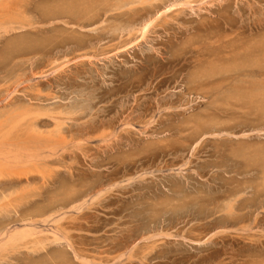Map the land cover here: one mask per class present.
I'll list each match as a JSON object with an SVG mask.
<instances>
[{
    "label": "rangeland",
    "instance_id": "374dc122",
    "mask_svg": "<svg viewBox=\"0 0 264 264\" xmlns=\"http://www.w3.org/2000/svg\"><path fill=\"white\" fill-rule=\"evenodd\" d=\"M52 1L58 3L60 0ZM183 1L187 0L155 2L163 5V11L170 8L166 12V24L171 29L165 32L157 25L144 40L140 37L141 28L138 27L141 25L140 16H135L131 25L128 20L133 13L127 9L105 15L103 9H100V17L88 18L81 22L82 26L77 23L68 25L65 24V19H60L52 23L36 24L38 29L34 31L31 30L33 28L19 29L0 36L1 112L5 111L4 103L9 98H18L25 104L34 100L35 105L48 109L64 107L60 109L63 112L67 107L77 109L79 112L74 115L81 118L80 121H68L74 123L76 128L83 123L100 128L89 135L88 142L87 139L77 140L84 151L76 146L75 141L69 143L71 145L67 154L71 155L65 161V171L68 170L66 176L70 178L71 171L78 167V173H74L83 176L80 190L85 192L87 201L82 212L77 209L75 211L74 208L67 209L66 218L60 222L70 227L78 226L72 236L76 244H84L88 248L89 260L93 264L100 261L102 264H249L251 260L250 264L254 260L258 264H264V190H260L258 194V207L238 211L234 219L223 208L227 201L222 198L225 197L227 188H235L232 186H239L236 188L247 191L243 192V197L250 195L251 186L258 184V188L262 187L264 116L258 113V121L246 123V111L237 110L231 117L220 120L221 125H224L218 127H226L227 130L205 133L206 136L192 142L193 125L199 119L210 117L207 115L216 105L218 92L207 84H200L199 89L192 93L187 88L189 79L197 71L194 63L197 57L192 51L200 45L204 49L212 48L210 43L214 40L211 39H216L217 35L236 32L242 33L245 40L254 41L256 36L253 33L258 29V47L264 46V0H191L194 4H190V7ZM172 5L174 6L171 8ZM140 7H145L146 10L152 8L148 3L137 8ZM219 14L232 22L231 27L228 25L222 28L226 32L219 30L216 23L212 22ZM172 15L175 17L171 18ZM199 22H202L201 30L190 33L186 31L190 27L198 28ZM116 26L120 30H116ZM129 32H133V36ZM22 39L34 41L30 42L33 46L29 49L30 52L28 50L22 54L12 49L13 44L20 43ZM168 48L178 58L174 70L169 66L174 57L171 52L164 50ZM155 68L158 76L154 79L150 76ZM135 69L138 74L144 75L145 83L141 89H130L127 86ZM160 81L161 87L154 90ZM198 83L201 82H196V86ZM149 87L150 90H147ZM8 94L11 96L8 97ZM137 95L143 96L140 100L144 103L143 106H137ZM159 101L161 104H158ZM170 105H173L174 110H167ZM148 106V111L144 112ZM179 107H183L182 110ZM175 108L180 109L177 111L179 114L172 115L171 119L164 118L160 125L155 123L157 119L175 111ZM129 115L135 117L130 121L131 125L127 124ZM2 119L3 117L0 118ZM121 120L125 121L122 123ZM108 124H113V128ZM111 129L116 130L115 135L121 133V137L101 140V133ZM84 143L86 144L83 145ZM241 147L246 148L240 150ZM254 150H258V168L246 164L249 163L250 155H255ZM234 151L246 152L247 160H239L245 162L244 165H236L232 159ZM57 165V168L50 167L49 172L64 170L62 165ZM68 165L73 166L72 169ZM68 168L71 169L70 172ZM237 168L241 174L234 172ZM231 177H235L234 180H229ZM69 181L72 183L71 179ZM237 181L241 186L235 184ZM40 185L41 182L33 184L28 191L33 194L46 191ZM99 189H103L104 196L98 194L99 198L96 194L93 200L94 191ZM89 201L93 203L90 204ZM255 217H258L257 226L253 224ZM241 219V223L235 224ZM249 223L252 225L246 233L238 230ZM39 226L48 231L45 233L51 237L56 225L50 223ZM161 232L165 235H160V238L157 234ZM247 234L258 239V248L246 241ZM154 235V240L158 243L154 244L153 238L150 242L154 245L164 242L160 248L152 246L149 241L148 245L152 247L146 246L145 238ZM122 242L124 246L120 245ZM137 243L139 246L131 255V249ZM47 244L53 243L50 241ZM47 248L62 251L67 257L66 264L84 263L76 259L73 249L65 243H55ZM41 255H45L43 250L33 254L36 260L41 259ZM14 259L12 256L11 260L8 259L9 263L5 259L2 261L3 264H10V261L11 264H16ZM245 261L247 262L244 263Z\"/></svg>",
    "mask_w": 264,
    "mask_h": 264
},
{
    "label": "bare ground",
    "instance_id": "6f19581e",
    "mask_svg": "<svg viewBox=\"0 0 264 264\" xmlns=\"http://www.w3.org/2000/svg\"><path fill=\"white\" fill-rule=\"evenodd\" d=\"M158 1H161V3L163 2V0H88L86 2H79L75 0H60L58 3H55L52 0H0V36H2V34L5 35L15 30H19V29L28 30V28L30 29L33 28L31 30L34 31V29L35 30L38 29L36 24L47 23V22L52 23L60 19L62 20L65 19L64 20L65 24H68V25L71 23H77L80 26H82V23H81L82 21L88 20V18H91L93 16L100 17L101 16L99 12L100 9H103V11L105 12L103 15L107 13L110 14V12H116V11L120 12V10L122 12V11H125V9H127L130 13L131 12L133 13L131 16V19L128 20L130 24L134 22L133 18L135 16L137 15L140 16V21H141L140 23L142 26L141 25L138 26L141 28L140 29L141 35L140 34L139 35L144 40V39H147V36L151 33L152 29L158 27L157 25H159V27L165 30V32L170 31L168 30L170 27H168L166 24L168 22L166 20L168 18V15L166 14V12L170 10V8L168 7L167 10L163 11L161 9L163 5L155 4V2H158ZM183 2L185 3V5L187 6L189 5V7H190V4H192L191 0L189 1L187 0ZM183 2L182 4H184ZM147 3L150 4V6H152L150 10H146L145 7L137 8L138 6L140 5L144 6V4H147ZM173 6L174 5L170 7L172 8ZM175 6H177V4ZM31 15H34V16H31ZM173 16L175 17V15H172L171 18H173ZM173 20L171 22H174ZM101 22H103L104 24V21H101ZM212 22L216 23L217 28L219 30H223L222 28L223 27L226 28L225 26H228V25H230V27L232 26V22L224 18L223 15H220V14L219 16L214 18ZM242 22L243 20H241V23ZM200 23L202 24V22H199V24ZM101 24L102 23H100V25ZM201 24L198 26V28L190 27L188 25L190 28L186 31H188V33H190V31L195 32V30L199 31L202 28ZM203 26H206V24L203 23ZM55 28H58V27H55ZM115 29L117 30L119 28L116 26ZM129 30L130 28L128 29V31ZM223 31L226 32V30H223ZM129 34L131 33L129 32ZM132 34L131 36H133ZM253 34H255L256 39L254 41H251V39L248 41L247 39L245 40V37L243 36L242 33L233 32L230 34H226L223 32L220 35H217L216 39H211V40H214L213 42L210 43L211 47L213 46L212 48L208 47L209 49L208 48L204 49L200 47L201 46L200 45L196 48L195 51H192L196 54V57H197L196 60H194L197 71H196V75H192L191 79H189L187 83L188 90L191 91L192 93L193 91H196L199 89L200 84H207V86H211L210 88L212 90H216L218 92L217 102L215 103L216 105L212 109V112L207 115L210 117L208 119L204 118V120L199 119L194 125L192 124L193 125L192 127L193 134L191 135L192 142H195L198 139H201L200 137L205 135V133H208L214 130H219L220 132L227 130L226 127H222V128L218 127L222 124L220 120L225 117H231L232 114L234 115L237 113L235 112L237 110L246 111L244 112V116L246 117V123L249 121L250 122L258 121V113L261 116H264V46L258 47V38H257L258 29ZM176 35H178V33H176ZM126 39H129V38L127 37ZM195 39H196V36H195ZM136 41L137 40H135V42ZM30 42H34V41L33 40L28 41L26 39L24 40L22 39L20 43L13 44L12 49L14 51L21 52L22 54L27 53V51L33 47ZM46 42L47 41L45 40V43ZM170 49L168 48V50L167 49H164V50L172 53ZM193 49L195 48L193 47ZM159 52H162V51H159ZM172 55L174 58H173V61L171 60V63L169 66L172 70H174V68L176 67L178 58L175 56V54L172 53ZM185 60H188V58H186ZM195 67L194 69L196 70ZM135 70L136 71L134 75L132 74L133 76H131L130 79L128 80L127 86L131 87L130 89H141V87L145 83L144 75L138 74V70L137 69ZM157 76H158L157 68H155L154 73H151L150 77L155 79L157 78ZM196 82H201V83H198L196 86ZM161 85H162V81H160L156 85V87H154V90L157 91L161 87ZM150 88L151 87L147 88V90H150ZM14 92H16V90ZM11 94H14V93L12 92ZM11 94L10 95L8 94V97L11 96ZM142 98L143 96H138V95L136 97V102H137L138 107L141 105L143 106L144 104V103L142 104L140 101ZM3 99H6V97ZM139 101L141 104L139 103ZM34 102H35L34 100H30L28 104H25L24 102H22V100L18 98H11V99L9 98L7 99L6 103H4L6 104L4 107L5 111L1 112L0 110L1 112L0 118L3 117V119L0 120V261L3 264L2 260L5 259L4 261L8 262V259L11 260L12 256H14L16 260L14 259L13 261L14 262L16 261L15 262L16 264H66L67 257L62 251H55L54 249L47 248V246L49 247L50 245L51 246L53 244L55 245V243L57 244L65 243L73 249L77 260H82L84 261L85 264H93L92 261L89 260L88 248H85L84 244H80V243L79 245L76 244L74 237L72 236V233L78 230L77 228L78 226L73 227L74 226L73 225L72 227H70L60 222L62 221V219L64 220V218H66L65 216L67 215V212H68V211L66 212L67 209L74 208L75 211L77 209L79 210L78 212H80V210L82 212V208L86 204V201H87L85 200L86 199L85 192L83 190H80L82 189V186H83V185L81 186L82 184L81 178L83 176H80L74 173V171L77 172L78 167L77 168L74 167V169H77V170H73L72 172L71 169L73 166L70 167V165H68L71 168V169L68 168L69 172L71 171L70 173L71 177L68 178L66 176L68 170L65 171L66 170L65 167L67 166L65 161H66V157L68 155L69 156L71 155L69 153L67 154L68 147L69 145H71L69 143L70 141L71 143H74L75 141L76 146L77 147L79 146L78 148H80L82 144L78 142L82 140L85 141L87 138L90 139L89 135L100 130V128L96 125L91 126L85 123L78 125L76 128L74 123H69L70 121L71 122L80 121L81 118L79 119V117L77 118L74 115L76 113L78 114L79 111H76L77 109L72 110L70 108L68 109L67 107L66 108L67 110L63 112V110H60V109L64 107L48 109L45 107H41L39 105H35ZM158 104H161L160 101ZM148 108L149 106L145 108L144 112L148 111ZM182 108L180 109L182 110ZM171 109L174 110L173 105H170L167 110L170 111ZM163 110L165 111L166 109H163ZM179 110L175 108L176 112L173 111V112L167 113L166 117L159 118V120L157 119L155 123L157 122V124L160 125L161 123L164 122L163 121L164 118L168 119L172 115L179 114V112L177 113V111ZM143 114L144 113H142V115ZM127 117H128L127 124L131 125L130 121H132L135 117H133V115L132 116L129 115ZM122 121H125V120H121V122ZM105 125L106 123H104V126ZM108 126L110 128H113V124H108ZM149 126L151 125L149 124ZM121 129L124 131V128H121ZM115 131L116 130L114 129H111L109 131L107 130L103 131V133H101V137L103 139L101 140L108 141L109 138L113 139L114 136H116V138H120L121 133H118L119 135L117 134L119 136L118 137L117 135H115ZM118 131H121V130H119L118 128ZM116 138L114 140H116ZM86 141L88 142V139ZM86 143H84L83 145H85ZM245 148L246 147H241L240 150L245 149ZM80 149L81 151H84L83 147H81ZM80 149L78 150L80 151ZM254 151H255V155L254 156L250 155V157L248 156L249 163H246V164L247 166H256L258 168V150H254ZM245 154L246 152L240 153L239 151H234V154L233 155L231 154L232 159L234 160L237 166H240V163H243V161H239V160H245V161L247 160V157L245 156ZM244 163L242 165H244ZM57 164L59 166L62 165L64 167L63 168L64 170H60V169L56 170L55 168H53L55 170H52L51 172H49L50 171L49 168L50 167L52 168V166H55ZM234 172L237 174H241V172L238 171V168ZM262 173L264 176V167L262 169ZM234 178L235 177H231L229 178V180H234ZM69 179H71L72 183H70ZM40 182L42 184L40 185L41 188L43 187V189L46 191L40 192L41 194L40 193L38 194V191H37V194H33L30 191H28V188L30 186L32 187V185L36 183L40 184ZM235 184L240 185V182L237 181L235 182ZM232 187L236 188L239 186H232ZM251 187H252L251 188L252 190L250 191L251 196L249 195L245 197H243V195H245L247 191L245 192V190L240 189V188H236V189L227 188L226 193L224 194L225 197H222V198H224L223 199L224 201H227L226 204L223 206V208L224 209L226 208V213H228L229 217L234 219L235 214L238 211L242 212L247 208H253L255 206L258 207V194L260 193V190H264V189H260V188H264V179H263L262 187L258 188V184L257 186H251ZM102 192H103V189H99L96 192L94 191L93 197L97 194V196L100 198V195H103ZM93 197H91V199ZM95 197L93 198V200L95 199ZM175 198L176 197L174 196V199ZM92 201H89L90 204ZM43 202L45 204L41 206L40 204ZM161 203L163 204V202ZM166 205L168 206V204ZM255 218L256 219L253 224L257 226L258 217H255ZM241 221H243V219L237 220L235 224L241 223ZM50 223L56 226L54 230L51 232V234L49 233L52 236L48 237V234L45 233L46 230L42 229L41 226L39 225H47V224L49 225ZM251 225H252L251 223H249L248 225L245 224L241 226L238 230H242V232H245L247 231V229L249 230L251 228ZM157 235L161 238L165 234L161 232ZM247 235L245 236V239H247L246 241L247 242L250 241L251 242L250 245L254 246L255 248H258V239L255 240L254 236H251L249 234ZM154 237L155 235L145 238L144 241H146L147 243V245L146 244L145 245L151 246V245H148V243L151 241L152 238H153L152 242L154 244L158 243L154 240ZM50 241L53 244L48 245L47 242L49 243ZM162 243L161 245L159 244L154 245L152 243L151 244L152 246L161 247ZM125 244H126V241H125ZM120 245H123V242ZM135 245L131 249V252H130L131 255L134 254L133 252L136 250L135 248L139 246L138 243L136 246ZM114 246H116V244ZM42 250L45 252V255H41L40 256L41 259H37V260L34 259L36 256H33V254L36 252H40ZM113 258H116V257L114 256ZM26 259H28V262H25ZM95 261L96 259L93 260V262ZM120 261L121 260L119 259V262ZM246 262L247 261H245L244 263ZM99 263L102 264V261L97 262V264ZM115 263H112V264H115ZM10 264H11V261H10ZM116 264H118V262ZM252 264H258V261L254 260Z\"/></svg>",
    "mask_w": 264,
    "mask_h": 264
}]
</instances>
